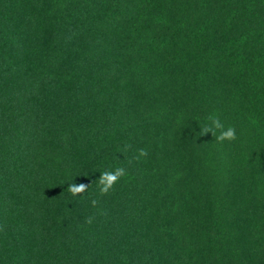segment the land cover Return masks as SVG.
Wrapping results in <instances>:
<instances>
[{
  "label": "trees",
  "instance_id": "obj_1",
  "mask_svg": "<svg viewBox=\"0 0 264 264\" xmlns=\"http://www.w3.org/2000/svg\"><path fill=\"white\" fill-rule=\"evenodd\" d=\"M0 228V264H264V0H0Z\"/></svg>",
  "mask_w": 264,
  "mask_h": 264
},
{
  "label": "clouds",
  "instance_id": "obj_2",
  "mask_svg": "<svg viewBox=\"0 0 264 264\" xmlns=\"http://www.w3.org/2000/svg\"><path fill=\"white\" fill-rule=\"evenodd\" d=\"M207 123L200 127L199 136H205L211 134L218 143L224 141H234L237 139L236 128L234 126L225 127L218 113H209L206 117ZM217 132L219 134H217ZM130 144H125L120 150V153H127L131 149ZM138 154L133 157L135 160H139L141 157L147 156V149L141 148L137 150ZM132 161L129 160V163ZM127 175V169L124 166H116L115 168H106L100 172L99 178L96 180L99 195L101 197L108 195L114 190V186ZM178 178V177H177ZM89 185L85 183H71L68 185V192L73 197H83V194L87 192ZM92 207L99 210V215H107L106 210L100 207L101 201L99 199L91 200ZM95 219L94 216H88L85 218V223L91 224ZM2 230V228H0Z\"/></svg>",
  "mask_w": 264,
  "mask_h": 264
}]
</instances>
